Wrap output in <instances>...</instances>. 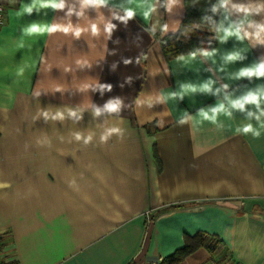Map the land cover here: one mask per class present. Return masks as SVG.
<instances>
[{
	"label": "crops",
	"instance_id": "obj_1",
	"mask_svg": "<svg viewBox=\"0 0 264 264\" xmlns=\"http://www.w3.org/2000/svg\"><path fill=\"white\" fill-rule=\"evenodd\" d=\"M1 2L7 10L0 30V185H6L0 187L2 264H166L198 233L206 236L204 246L176 264H264V128L259 137L236 133L249 122L245 113L221 114L223 128L197 115L225 92L240 96L264 86V78H232L264 59V45L217 39L206 50H214V57L195 52V59L193 53L168 59L161 39L178 31L185 0L171 14L159 7L149 22L139 14L127 26L113 21L117 28L111 39L87 33L76 39L60 32L25 37L24 25L66 22L65 12L45 9L18 18L21 4L30 0ZM88 15L97 16L91 10ZM221 19L220 14L217 25ZM157 20L169 24L167 33L159 27L154 35L145 31ZM72 22H78L75 16ZM232 51L245 59L224 64ZM77 60L92 67L79 68ZM208 79L216 82L214 89L229 88L219 95L169 98L148 108L149 99ZM94 81L111 84L112 90L103 95L78 90ZM38 90L39 97L34 95ZM141 94L145 103L137 107ZM116 97L126 106L119 116H93L89 104L103 106ZM78 107L86 109L79 121L34 120L41 109ZM185 112L193 119L180 125ZM112 126L122 128L123 137L101 143L100 135ZM77 131L92 133L93 141H75ZM45 137L50 146L36 143ZM214 239L218 245L211 251L207 245Z\"/></svg>",
	"mask_w": 264,
	"mask_h": 264
},
{
	"label": "clouds",
	"instance_id": "obj_2",
	"mask_svg": "<svg viewBox=\"0 0 264 264\" xmlns=\"http://www.w3.org/2000/svg\"><path fill=\"white\" fill-rule=\"evenodd\" d=\"M111 5V6H110ZM163 7L168 14L173 12L174 8H182L184 5L182 0H122L119 5L113 4L112 0H30V3H22L20 9L16 12L18 18H22L25 15H32L33 12L40 13L41 10L52 9L65 12L66 22L53 21L51 23L44 22H31L22 27V34L25 37H40L52 35L60 32L64 35L71 34L72 37L79 39L84 34H90L94 38H99L101 34L106 39H111L114 30L117 28V24L113 21L127 26L130 20H133L138 14L142 16L145 22L151 21L152 17L157 14L158 8ZM102 9H107L109 15L105 17ZM95 11L97 16L95 19L89 18V11ZM211 11L213 13L220 12L222 19L218 25L213 29L216 33V38L221 42H226L229 38L234 37L237 41L244 42L249 41L252 46L264 45V0H247V2H235V0H218V3L212 6ZM233 14L238 16V19H232ZM77 18V23L72 22V17ZM262 17L260 20L254 19V17ZM87 19L88 23L84 26L80 24L81 20ZM204 19H209L205 17ZM157 27L160 28L161 33H167L169 31V24H159L157 20L153 23L151 28L145 29V31L154 35ZM198 27V25H197ZM175 30V29H173ZM21 47L23 42L21 41ZM204 57H214L216 52L213 51H202ZM195 53L192 54V58L195 59ZM245 57L240 51H232L227 53L223 57L224 64H230L236 61H241ZM131 60H124L127 65L131 63ZM139 63V60H137ZM76 64L79 68H91V63L83 60H77ZM113 69L115 64H113ZM70 68H66L65 71H70ZM223 71V67L220 69ZM20 73H23V69H20ZM232 78L241 79L252 78L261 79L264 78V59L253 63L251 66L241 68L238 72L234 73ZM126 80L131 82L132 77H127ZM216 82L212 79L204 81L200 85L192 84H181L179 92H172L165 96L160 94L155 100L149 99L147 101L148 108L151 109L154 103H166L167 99H180L182 100L185 95L194 94L197 92L213 93L219 95L222 91L229 88L228 84H224L222 88H215ZM112 85L108 83H94L84 84L78 88L81 92H87L89 90L95 92L99 91L101 95L105 91H111ZM123 87V84H121ZM56 91H61L57 88ZM34 95L39 97L40 91H35ZM143 94L138 95L134 101L137 107L142 106L145 101L141 98ZM251 106V108L249 107ZM94 117H100L103 114H115L118 115L126 107L124 101L120 97L108 99L103 106H97L89 104ZM84 108L78 107L65 108V109H41L34 120L43 118L45 122L51 120L53 122H63L66 118L74 121H79L83 118ZM234 112L245 113V119L249 122L239 126L235 129L236 133L248 135L251 134L253 137H259L261 135V128H264V86H258L255 89H249L240 96H233L230 93L225 92L223 99L218 101L215 106L208 108H200L197 111V115L202 120L209 121L217 128H223L224 125L218 122V117L223 114L228 118H232ZM193 117L185 112L181 118L177 121L178 124L183 125L192 120ZM251 121H255L260 125V128L256 127ZM157 125L162 127L163 121H157ZM73 138L77 142H83L84 145L90 144L94 135L88 133L85 135L83 132H75L72 134ZM123 137L124 130L118 126L108 127L101 135L100 142L106 143L112 136ZM63 138H61L62 140ZM38 145L50 146L51 142L45 137L44 139H38L36 141ZM27 147V146H26ZM74 183V182H72ZM6 185H0L5 187Z\"/></svg>",
	"mask_w": 264,
	"mask_h": 264
},
{
	"label": "trees",
	"instance_id": "obj_3",
	"mask_svg": "<svg viewBox=\"0 0 264 264\" xmlns=\"http://www.w3.org/2000/svg\"><path fill=\"white\" fill-rule=\"evenodd\" d=\"M218 0H185L186 14L177 32L165 35L161 39L162 49L168 59L174 57L202 52L217 45L216 33L220 12L213 13L211 8ZM208 17L209 19H204ZM198 25V27H197ZM206 236L198 233L186 239V246L166 258V264H176L191 254L195 249L204 246ZM218 240H211L208 248L215 250Z\"/></svg>",
	"mask_w": 264,
	"mask_h": 264
},
{
	"label": "built area",
	"instance_id": "obj_4",
	"mask_svg": "<svg viewBox=\"0 0 264 264\" xmlns=\"http://www.w3.org/2000/svg\"><path fill=\"white\" fill-rule=\"evenodd\" d=\"M6 7L0 0V30L5 26L6 24ZM2 230L0 229V264H2V255H3V249H2Z\"/></svg>",
	"mask_w": 264,
	"mask_h": 264
},
{
	"label": "water",
	"instance_id": "obj_5",
	"mask_svg": "<svg viewBox=\"0 0 264 264\" xmlns=\"http://www.w3.org/2000/svg\"><path fill=\"white\" fill-rule=\"evenodd\" d=\"M149 261H153V262H159V258L158 257H148Z\"/></svg>",
	"mask_w": 264,
	"mask_h": 264
}]
</instances>
